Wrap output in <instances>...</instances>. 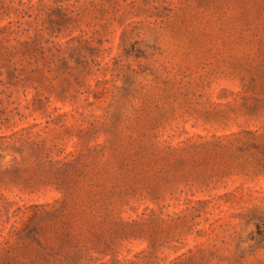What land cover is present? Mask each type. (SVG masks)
I'll return each instance as SVG.
<instances>
[{
  "label": "rangeland",
  "instance_id": "1",
  "mask_svg": "<svg viewBox=\"0 0 264 264\" xmlns=\"http://www.w3.org/2000/svg\"><path fill=\"white\" fill-rule=\"evenodd\" d=\"M0 264H264V0H0Z\"/></svg>",
  "mask_w": 264,
  "mask_h": 264
}]
</instances>
